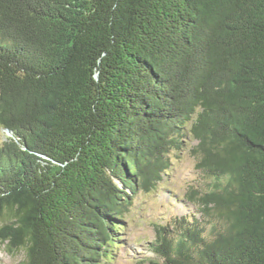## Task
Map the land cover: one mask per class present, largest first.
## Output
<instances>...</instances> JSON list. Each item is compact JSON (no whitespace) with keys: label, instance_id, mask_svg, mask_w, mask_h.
<instances>
[{"label":"trees","instance_id":"obj_1","mask_svg":"<svg viewBox=\"0 0 264 264\" xmlns=\"http://www.w3.org/2000/svg\"><path fill=\"white\" fill-rule=\"evenodd\" d=\"M0 128L21 264H112L192 141L201 218L157 227L148 264H264V0H0Z\"/></svg>","mask_w":264,"mask_h":264},{"label":"rangeland","instance_id":"obj_2","mask_svg":"<svg viewBox=\"0 0 264 264\" xmlns=\"http://www.w3.org/2000/svg\"><path fill=\"white\" fill-rule=\"evenodd\" d=\"M6 131L0 128V144L5 141ZM196 142L180 152L171 154L172 167L165 180L151 194L139 192L134 196L133 207L125 218L120 244L112 264H148L156 259L152 243L156 238V228L172 225L175 219L184 216L201 218L198 206L189 203L185 195L191 187L208 189L211 180L196 170V159L191 154ZM171 228H168V232ZM24 250L11 254L5 246H0V264H21Z\"/></svg>","mask_w":264,"mask_h":264}]
</instances>
